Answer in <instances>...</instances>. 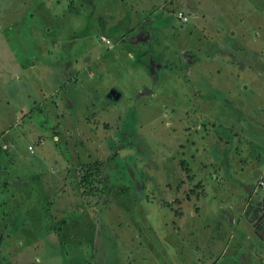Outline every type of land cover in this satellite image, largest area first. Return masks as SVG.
<instances>
[{
	"label": "rangeland",
	"instance_id": "374dc122",
	"mask_svg": "<svg viewBox=\"0 0 264 264\" xmlns=\"http://www.w3.org/2000/svg\"><path fill=\"white\" fill-rule=\"evenodd\" d=\"M0 264H264V0H0Z\"/></svg>",
	"mask_w": 264,
	"mask_h": 264
},
{
	"label": "trees",
	"instance_id": "16d2710c",
	"mask_svg": "<svg viewBox=\"0 0 264 264\" xmlns=\"http://www.w3.org/2000/svg\"><path fill=\"white\" fill-rule=\"evenodd\" d=\"M177 18L181 19L180 17L177 16ZM182 21H187V20H182ZM190 29L188 30V33L190 34ZM187 35V34H186ZM189 39V38H188ZM102 165L101 162L99 161H95L91 164H88V171L82 176L81 178V181L83 183H85L87 185V182H88V185L90 184V182H93L94 180H97V181H102L104 180L105 182V178H99V168L101 167L102 168ZM106 190V188H104Z\"/></svg>",
	"mask_w": 264,
	"mask_h": 264
},
{
	"label": "built area",
	"instance_id": "2783aa9c",
	"mask_svg": "<svg viewBox=\"0 0 264 264\" xmlns=\"http://www.w3.org/2000/svg\"><path fill=\"white\" fill-rule=\"evenodd\" d=\"M178 17H180L182 20H185V17L181 13H178ZM182 17H184V18H182ZM101 39L104 40L105 43H107V44L109 43L108 39H105L104 37H101ZM3 147L5 148V146H3ZM28 149L31 150L30 147Z\"/></svg>",
	"mask_w": 264,
	"mask_h": 264
},
{
	"label": "crops",
	"instance_id": "0c3cea01",
	"mask_svg": "<svg viewBox=\"0 0 264 264\" xmlns=\"http://www.w3.org/2000/svg\"><path fill=\"white\" fill-rule=\"evenodd\" d=\"M144 18H145V17H144ZM144 18H143V19H144ZM67 98H68V97H67ZM3 146H4V145H3ZM3 148H4V147H3Z\"/></svg>",
	"mask_w": 264,
	"mask_h": 264
}]
</instances>
